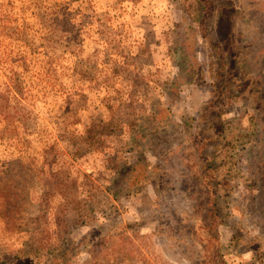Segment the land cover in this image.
I'll return each mask as SVG.
<instances>
[{
    "label": "rangeland",
    "instance_id": "374dc122",
    "mask_svg": "<svg viewBox=\"0 0 264 264\" xmlns=\"http://www.w3.org/2000/svg\"><path fill=\"white\" fill-rule=\"evenodd\" d=\"M0 264H264V0H0Z\"/></svg>",
    "mask_w": 264,
    "mask_h": 264
},
{
    "label": "trees",
    "instance_id": "16d2710c",
    "mask_svg": "<svg viewBox=\"0 0 264 264\" xmlns=\"http://www.w3.org/2000/svg\"><path fill=\"white\" fill-rule=\"evenodd\" d=\"M216 16H217V20L215 26L219 30L217 33L219 39L226 42H228V40L231 41V38L234 35L233 32L234 24L232 22V17L234 16V12L230 9L229 13L225 15L223 11L220 10L219 12H217Z\"/></svg>",
    "mask_w": 264,
    "mask_h": 264
}]
</instances>
